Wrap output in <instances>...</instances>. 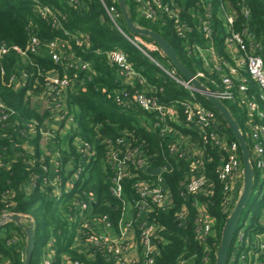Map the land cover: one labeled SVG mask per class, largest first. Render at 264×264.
<instances>
[{
    "label": "trees",
    "instance_id": "1",
    "mask_svg": "<svg viewBox=\"0 0 264 264\" xmlns=\"http://www.w3.org/2000/svg\"><path fill=\"white\" fill-rule=\"evenodd\" d=\"M168 1L170 0H163L164 3ZM174 1L182 18L194 26L192 32L180 35L175 23L166 14L155 20L147 19L140 12L141 2L138 0H127V9L137 25L152 29L169 41L179 59L193 73L203 71L205 76L200 80L212 91H217L221 85V73L206 66L199 53L188 49L189 44L195 40L200 45L210 42V39L195 28L199 24L197 0ZM221 1L225 3L227 0H214L217 10ZM229 1L236 9L235 30L242 31L246 27L264 44V0ZM240 3L249 8V18L241 13ZM38 4L49 5L56 10L57 18L62 19L66 30L90 36V49L81 50L80 54L83 60L91 63L93 71L80 68L71 70L70 73L76 80L65 90L64 95L68 111L66 120L72 117L73 127L63 131L67 122L55 127L53 111L50 108L40 110L32 102V98H38L45 92V74L50 70L63 73L62 65L52 60L44 46L40 52H30L27 56L11 50L0 60V69L2 66L6 70L5 74L0 72V98L14 111L8 122L0 124V220L11 213L30 215L33 218L36 245L30 264H43L44 257L53 249L54 264H69L72 260H79L84 264H113L115 258L111 255L104 256L102 252L90 255L82 246H75L79 230H89L83 226L86 220L106 217L113 231H117L126 205L138 196L134 183L138 180H153V169L161 166L166 159L173 165L163 176L175 206L167 210L153 208L150 214L151 221L159 225V234L164 239V242H160L156 263L178 264L181 258H186L190 264H216L222 230L234 209L233 205L228 207L224 203L225 182L219 178V167L226 158L225 150L204 143L195 126L180 124L170 118L166 123L174 129L173 134L162 136V123L157 112H147L138 106L123 107L116 103V92L131 87L124 83L118 68L108 61L107 51L118 48L128 55L135 70L145 81V85L137 81V88L152 90L165 105L181 100H199L216 112L219 129L222 134H226L228 142H237L226 121L207 98L196 93L194 99L188 88L169 76L161 66L169 69L176 67L160 48L151 50L145 46V43L154 42L148 37L130 32L122 17L121 26L140 42L148 54L125 38L107 16L100 0H81L78 7L68 0H0V44L25 48L29 42V24L45 43L58 36L66 37L63 30L40 15L37 11ZM115 4L119 7L117 2ZM224 21L218 15L213 18V43L217 53L231 65H235L238 53H232L226 48ZM76 49L79 50L78 47ZM19 71L28 74L22 88H16L10 81L11 74H18ZM242 72L247 77L249 89L241 92L238 81H235V98L222 101L246 137L253 162L250 138V119L253 117L246 103L242 102V96L256 99L263 111L264 102L260 98L258 84L246 70ZM177 73L185 79L178 70ZM183 118V107L178 105V119L181 121ZM254 118L264 123V116L261 119L258 116ZM42 131L49 135L44 136ZM182 135L187 138L190 146L201 148L204 171L211 183L208 188L210 193L202 192L197 195L207 205L214 220L213 231L204 241L195 232L197 212L192 205L193 196L186 198L180 193L181 182L189 177L188 167L193 158L191 155L185 159L170 155L168 150V145L178 141ZM120 139L123 140L122 143H119ZM112 149L124 153H141L146 158L145 167L137 175L123 179L122 198L114 196L111 190L115 176V170L109 161ZM237 154L242 166L239 147ZM134 167L132 164L131 171H134ZM79 169L81 173L76 177L75 173ZM260 180L262 179L255 168V184ZM184 203L188 213L185 223L179 224L175 212ZM263 213L264 197L257 196L245 215L249 222L240 224L246 228L250 237L262 230ZM24 222L29 223L26 220ZM26 237L24 230L13 221L0 227V260L24 264ZM233 246L234 241L230 246L229 257Z\"/></svg>",
    "mask_w": 264,
    "mask_h": 264
},
{
    "label": "built area",
    "instance_id": "2",
    "mask_svg": "<svg viewBox=\"0 0 264 264\" xmlns=\"http://www.w3.org/2000/svg\"><path fill=\"white\" fill-rule=\"evenodd\" d=\"M72 5L81 4V0H68ZM140 4L141 14L150 20L162 18L166 14L175 23V28L180 35H185L189 31L194 30V26L187 23L180 13V9L174 0L166 3L163 0H138ZM105 12L113 25L119 32L130 42L135 44L140 50L147 53L135 37L131 36L121 26L122 13L117 7L116 0H100ZM241 13L245 18L250 17V10L247 6L240 3ZM196 7L199 9L197 20L199 21L197 28L203 36L210 39L205 45H200L198 41L189 44L190 52L194 51L204 59L205 65L211 69H215L221 73V85L217 91H213L221 100L235 98V81H238V88L241 92H246L248 88L247 77L243 74V70L248 73L259 87L260 98L264 102V44L257 40V36L244 27L242 31H236L234 23L236 20V9L227 0L225 3L220 2L218 10L214 6V0H197ZM37 11L40 15L48 19L53 26L63 30L65 36L55 37L46 43L36 34L32 25H28L29 42L25 48L19 46H8L0 44V60L8 55L11 50H16L23 56H27L30 52L38 53L43 46L47 49L52 60L62 65V72L58 70L48 71L46 76V89L38 98H48V107L54 113L55 127L62 122L68 120L66 115L68 111L65 108V90L69 88L76 80L71 75L72 69L93 71L90 62L83 60L80 51L90 49L91 39L87 34H76L66 30L61 20H58V12L49 5L42 6L38 4ZM197 15L198 13L193 12ZM215 15L222 17L225 21L226 48L232 53L236 52L237 62L231 65L225 58H222L216 51L213 43V35L215 29L213 27V18ZM65 17H63L64 19ZM156 50L159 47L155 43H145ZM79 48V50L76 49ZM79 51V52H78ZM148 54V53H147ZM108 61L118 68L119 75L124 83L131 87H125L118 90L115 94V102L123 107L138 106L147 112H157L158 118L162 123L161 135L173 134V128L166 120L168 118L180 124L193 125L198 130L199 135L204 143H210L215 147L225 150L226 158L219 167V178L225 182V205L235 207V202L242 191L243 187V168L239 160L237 150V142H228L226 134H222L219 129V120L217 114L211 108L205 106L196 99V93H199L186 78L178 76L176 68H165L161 66L165 72L175 81L185 86L191 91L194 99L192 101H176L174 104L165 105L161 103L158 97L150 89H139L136 87L138 81L141 85H145L142 76L135 70L130 62L128 55L122 49H111L106 53ZM2 74L6 73L4 67L0 69ZM196 78L201 79L205 74L203 71L194 73ZM28 74L24 71L13 73L10 81L16 88H22ZM31 93V91H28ZM242 102L248 106L249 113L253 118L250 119V138L252 141V151L254 161L252 162L254 170H258L260 179L264 180V123L255 120L254 117L260 119L264 116V111L260 103L256 99H249L242 96ZM178 105L183 107L184 118L178 119ZM14 111L0 98V124H5L11 119ZM159 125V124H157ZM44 136L49 133L42 131ZM123 140L120 139L119 143ZM170 155H178L180 158H191L188 169L189 177L181 182L180 193L184 197L193 196L192 205L196 209L197 216L195 219V232L199 239L205 240L213 231L214 220L207 210V205L201 202L197 195L202 192L211 191L209 179L204 171V162L202 159L203 152L199 146H190L187 138L180 137L178 141L168 145ZM109 161L115 170L113 177L112 194L117 198H122L123 184L125 177H134L142 170L146 164V158L141 153L133 151L122 152L121 150L112 149L109 152ZM134 164V171L130 167ZM173 164L166 159L159 168V173L154 172L155 178L149 180H138L134 183V189L137 198L128 203L119 220L118 230L113 231L107 218L100 220H86L83 224L85 229L79 230L75 239V246H82L86 252L97 254L102 252L104 256L111 255L115 258L113 264H157L156 257L160 252V242H164L163 237L159 234V225L155 221H151L150 214L153 208L167 210L175 206L171 196L169 186L165 182L163 173L170 169ZM81 169L77 170L75 176L78 177ZM185 198V199H186ZM86 207L85 205L83 206ZM187 205L184 203L182 207L175 212V218L179 224H184L187 215ZM262 230L256 232L254 237L247 234L246 228L240 226V222L234 231L232 243L234 246L227 264H264V213L261 217ZM55 250L53 249L48 256L44 257L43 264H54L53 258ZM69 262V259L65 257ZM0 264H14L10 260H0ZM69 264H84L79 260H72ZM178 264H190L186 258H181Z\"/></svg>",
    "mask_w": 264,
    "mask_h": 264
},
{
    "label": "water",
    "instance_id": "3",
    "mask_svg": "<svg viewBox=\"0 0 264 264\" xmlns=\"http://www.w3.org/2000/svg\"><path fill=\"white\" fill-rule=\"evenodd\" d=\"M122 16L125 20L127 28L136 35H141L150 38L163 52V54L172 62L176 69L191 82L192 86L205 98L208 99L212 105L219 111L223 119L228 124L233 135L235 136L237 143L241 151L242 158V168H243V187L242 191L237 199L236 205L232 212L230 213L228 219L226 220L221 240L219 244V249L217 253V263L216 264H227L229 257V250L232 244L234 231L238 226L241 216L245 210V207L250 203L251 196L255 187V170L251 161V151L246 140V137L242 133L236 119L229 111L227 106L223 101L210 89L208 88L200 79L196 78L195 74L179 59L175 49L172 47L171 43L167 41L158 32L141 27L137 25L134 20L129 15L127 9V0H116ZM160 169H154V172L159 173ZM29 223H24V221ZM13 221L19 225L26 233V245H25V259L24 264H30L33 251L36 245L35 242V227L33 218L30 215L11 213L4 216L0 220V227H2L6 222Z\"/></svg>",
    "mask_w": 264,
    "mask_h": 264
},
{
    "label": "rangeland",
    "instance_id": "4",
    "mask_svg": "<svg viewBox=\"0 0 264 264\" xmlns=\"http://www.w3.org/2000/svg\"><path fill=\"white\" fill-rule=\"evenodd\" d=\"M150 48H153L151 46V44H148ZM47 97L46 98H32V102L33 104L40 110H45L48 107V101H47ZM55 123V122H54ZM72 121H68L66 123V127L63 128V131H68L70 130L73 125H72ZM75 126V125H74ZM259 196V197H264V181L260 180L259 182H257L255 184L252 196H251V200L250 203L245 207V210L241 216V220H240V224L245 223L247 224L249 222V218L245 219V215L247 214V212L251 209V204L253 203V201L255 200V198ZM236 205V202H235ZM25 223V222H24Z\"/></svg>",
    "mask_w": 264,
    "mask_h": 264
}]
</instances>
